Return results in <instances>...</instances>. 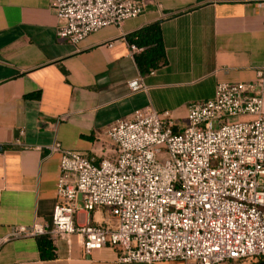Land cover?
<instances>
[{"label": "crops", "instance_id": "1", "mask_svg": "<svg viewBox=\"0 0 264 264\" xmlns=\"http://www.w3.org/2000/svg\"><path fill=\"white\" fill-rule=\"evenodd\" d=\"M143 1L141 15L72 45L56 34L50 0H0V264H123L108 246L84 253L76 235L52 242L48 260L36 237L6 239L13 225L51 221L60 155L48 147L95 154L108 127L135 110H169L186 121L188 104L211 98L217 82L264 75V0ZM154 22L165 62L140 72L141 48L126 35ZM139 77L144 90L131 91ZM260 91L264 111V81ZM95 209L76 222L115 227Z\"/></svg>", "mask_w": 264, "mask_h": 264}, {"label": "built area", "instance_id": "2", "mask_svg": "<svg viewBox=\"0 0 264 264\" xmlns=\"http://www.w3.org/2000/svg\"><path fill=\"white\" fill-rule=\"evenodd\" d=\"M145 8L143 0H50L56 34L72 45ZM256 76L217 82L211 98L188 104L185 126L169 110L145 108L111 124L95 154L53 143L60 158L51 221L13 225L6 239L76 235L84 253L108 246L123 264L264 259L263 71ZM128 87L145 88L140 77ZM98 207L116 216L115 227L76 222Z\"/></svg>", "mask_w": 264, "mask_h": 264}, {"label": "trees", "instance_id": "3", "mask_svg": "<svg viewBox=\"0 0 264 264\" xmlns=\"http://www.w3.org/2000/svg\"><path fill=\"white\" fill-rule=\"evenodd\" d=\"M126 41L136 48H141V51L134 55L135 63L140 72L159 67L165 62L161 30L158 22L145 25L126 35ZM36 242L41 259L54 258V247L49 237L37 236Z\"/></svg>", "mask_w": 264, "mask_h": 264}, {"label": "rangeland", "instance_id": "4", "mask_svg": "<svg viewBox=\"0 0 264 264\" xmlns=\"http://www.w3.org/2000/svg\"><path fill=\"white\" fill-rule=\"evenodd\" d=\"M231 121V120H230ZM185 124H186V121H184V120H182V121H180V125L181 126H185ZM108 140V139H107ZM79 153H83V152H79ZM85 154V153H84ZM95 210H104V211H106V212H108V214L110 215V217L112 218V219H115L116 220V216L115 215H113V214H110L109 213V211L106 209V208H103V207H98V208H96ZM105 212V213H106ZM107 214V215H108ZM108 215V216H109ZM100 225H103L102 223H100ZM104 226V225H103ZM186 264H195V263H193V262H187Z\"/></svg>", "mask_w": 264, "mask_h": 264}, {"label": "water", "instance_id": "5", "mask_svg": "<svg viewBox=\"0 0 264 264\" xmlns=\"http://www.w3.org/2000/svg\"><path fill=\"white\" fill-rule=\"evenodd\" d=\"M252 264H264V259L259 260V261H256V262H254V263H252Z\"/></svg>", "mask_w": 264, "mask_h": 264}]
</instances>
